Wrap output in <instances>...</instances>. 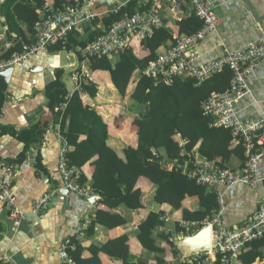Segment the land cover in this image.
Listing matches in <instances>:
<instances>
[{"label": "crops", "instance_id": "1", "mask_svg": "<svg viewBox=\"0 0 264 264\" xmlns=\"http://www.w3.org/2000/svg\"><path fill=\"white\" fill-rule=\"evenodd\" d=\"M124 1L126 0H95L84 7L83 11L98 7L100 10L103 9L100 13L105 14L106 9L112 4ZM213 1L220 23L217 30L207 34L193 49L197 64H204L226 51L241 50L249 42H264V0ZM192 13L193 7L189 2H185L175 12L169 11L165 6L160 9L164 25L171 31L173 38L186 35L185 32H181L180 22L186 26L184 19ZM2 20L0 18V21ZM0 38L3 46L11 43L6 39V26L2 23ZM139 40L134 38L132 45L142 56L146 50L145 47H140ZM172 43L174 44L172 39L164 42L157 51L164 52ZM49 47L13 66L8 92L3 91L5 100L0 111V161L12 165L9 180L16 206L23 211L25 218L15 226L6 205L0 201V259L7 256L12 262L9 264H64L59 257V250L66 241L74 239L82 246L79 252L82 264H121L116 250L106 242L127 234L129 252L135 260L138 258L151 260L153 257L141 247L136 238L138 224L151 210L165 209L167 217L170 213L163 205L160 206L154 201L156 184L152 178L141 176L136 183L142 192L143 206L131 209L121 204L112 209L109 225L96 222L91 230H87V226L96 216L97 209L109 208L100 202L99 195L92 199L71 191L61 190L58 193V190L63 188L58 171L61 141L46 132L41 144L32 145L26 150L25 143L18 135L9 133L12 129L28 128L43 119L51 120V114L43 108L47 103L44 94L46 84L55 79L57 70H63L62 80L68 94L71 95L80 87L77 82L80 80L76 74V71H79L80 79L87 78L97 86L95 97H90L86 93H82L81 97L84 103L97 109L109 122L108 145L116 150L118 156L124 158L123 149L126 146L134 147L138 143L141 122L136 118L141 116V111L130 96L134 81L129 83L127 95L121 100V96L111 85L109 74L92 71L88 62L80 58L77 54V48L80 46L57 51L50 50ZM136 74L134 72V76ZM248 84L251 92L236 103L238 115L245 122L264 118V58L248 75ZM52 127L59 130L60 124L55 122L49 128ZM80 137L82 139L84 136ZM198 141L199 134L195 132L190 139L189 147L192 148ZM23 153L24 157L21 158ZM37 155L39 162L36 159ZM193 155L196 162L202 164L200 168L204 174L207 170L209 172L211 165L218 162H224L226 167L236 169L240 168L244 161V156L236 149L219 147L216 144L210 146L207 156L195 151ZM72 167L79 170L86 180L93 172V166L89 162L79 168L77 165ZM174 171H178V168ZM183 172L181 170L182 174L185 173ZM0 175H3L1 168ZM256 176L261 179L253 186L244 184H234L229 188L216 186L215 191L224 202L221 215L223 226L241 225L264 202V154L257 163ZM49 191H52L49 200L35 211L33 202ZM174 191L184 198V210L199 213L204 211L200 207L199 195L195 189L178 187V191L175 189ZM36 212L40 213L37 219L33 217ZM172 221L170 219V222ZM84 223L86 226L83 227ZM155 232H167V227H159ZM212 257L215 256L210 258Z\"/></svg>", "mask_w": 264, "mask_h": 264}, {"label": "trees", "instance_id": "2", "mask_svg": "<svg viewBox=\"0 0 264 264\" xmlns=\"http://www.w3.org/2000/svg\"><path fill=\"white\" fill-rule=\"evenodd\" d=\"M71 2L73 0H3L0 2V18L3 19L0 23L6 26V39L11 41L10 47L5 50L3 56L6 57L14 50H19L23 43L29 44L34 41L33 26L39 18V11L43 12L45 9L57 8L63 3ZM142 8L144 6L136 0L126 2L116 12L111 7L107 8L105 14L100 13L103 9L96 7L93 10L99 13L98 16L90 22L83 23L82 32L74 29L64 40H54L49 48L57 51L85 45L106 31L124 14H131ZM184 20L186 26L180 22L181 32H185L186 35L195 32L202 25V20L196 15L194 9L193 13ZM144 39L147 41L145 42ZM171 39L175 38L163 24L150 36L139 40L140 47H145L146 50L142 56L134 50L132 40L123 51L118 53L92 55L84 59L92 71L109 74L111 85L121 96V100L127 95L129 83L134 81L130 96L133 103L140 107L141 116L136 119L141 123L138 129V143L134 147L126 146L123 149L124 158L118 156L116 150L107 143L110 135L109 122L97 109L83 102L82 93L95 97L98 89L96 84L87 78L80 79L79 71H76V74L80 80L77 81L80 87L71 95L68 94L62 80L63 70H57L55 79L46 84L44 94L47 97V103L43 108L51 114V120L43 119L28 128L9 131L11 135L17 134L28 150L32 145L41 144L47 128L58 122L59 132L66 141L65 155L68 165L71 167L77 165L79 168L87 162L91 163L93 166L91 176L86 180L80 173V182L89 185L93 192L99 195L100 202L109 209H97L96 216L87 226V230H91L96 222L105 226L109 225L112 209L121 204L131 209L143 206L142 192L136 183L141 176L152 178L156 184L153 199L170 211L168 219L164 218L165 209L160 208L149 211L138 224L136 238L141 247L153 257L151 260L146 261L140 258L135 260L129 252L127 234L109 239L106 243L116 250L121 264H174L178 250L172 237L177 233L183 235L192 233L183 230L180 221L200 222L216 210L218 204L215 191L197 184L195 178H189L186 173H181L183 166L188 163L190 169L202 166L194 159V151L207 156L210 146L216 144L219 147L234 148L239 154L244 155L240 139L233 137L228 127L211 126L210 118L203 114L201 108L202 101L213 91H221L228 87L231 72L227 67L205 78L200 85H196L187 75L174 78L170 85H165L160 80L154 85L151 79L143 75L145 66L162 53L157 51L159 47ZM134 72L137 73L136 76ZM4 100L5 93L0 87V111ZM195 132L199 134V141L191 148L189 147L190 139ZM81 135L84 136L82 139ZM156 154L162 158V161L155 160ZM23 157L24 153L21 155V158ZM36 159L39 162V155ZM215 164L225 166L224 162ZM177 168L178 171H174ZM178 187L195 189L199 195L200 207L204 211L199 213L184 210V198L174 191V189L178 191ZM170 219L173 221L170 222ZM162 226L167 227V232H155ZM71 244L66 248L67 252L77 264H82L79 257L82 246L74 239ZM207 257L205 256L202 264H222L219 254H216L213 259H207ZM260 262L264 264V236L250 241L232 259V264H259ZM0 264L9 263L0 259Z\"/></svg>", "mask_w": 264, "mask_h": 264}, {"label": "built area", "instance_id": "3", "mask_svg": "<svg viewBox=\"0 0 264 264\" xmlns=\"http://www.w3.org/2000/svg\"><path fill=\"white\" fill-rule=\"evenodd\" d=\"M3 0H0L2 2ZM95 0H73L57 8L39 11L38 20L33 26L34 41L23 43L19 50H14L8 56H3L5 50L11 43H1L0 38V71L7 67L21 64L30 56L40 50L49 47L56 39L64 40L69 32L76 29L82 32V24L92 21L99 13L93 9L84 10ZM130 0L112 4L111 8L116 12L122 5ZM144 8L136 10L131 14H124L111 26L85 45L77 48V54L82 59L92 55L115 54L123 51L134 38H146L152 32L164 24L160 15V9L165 6L169 11L179 10L185 2H189L196 15L202 20V25L189 35L178 36L174 44L164 52L160 53L154 60L150 61L143 70V75L151 79L155 85L162 81L170 85L174 78L187 75L194 80L196 85L227 67L230 72L228 87L221 91H213L207 99L201 103L203 114L210 118L212 126H224L230 129L231 135L239 138L244 148V161L240 168L231 169L211 165L209 172L204 174L201 168L190 169L189 163L183 166L184 172L189 178H195L197 184L216 190L221 185L229 188L234 184L256 185L261 178L256 176V167L264 154V118L242 121L236 109V103L243 96L251 92L248 84V75L252 69L264 58V42H249L243 49L226 51L219 57L211 59L204 64L196 63V55L193 49L210 32L217 30L220 17L215 12L213 0H136ZM79 15V16H78ZM46 132L54 135L61 141L59 151L58 171L62 181V187L75 192L84 198L95 199L96 193L87 184L80 182V171L69 166L66 158V141L59 130L47 128ZM156 157L158 155L156 154ZM3 175H0V201L7 209L10 219L18 226L25 218V214L15 203L9 176L12 174L11 163L0 161ZM5 175V176H4ZM264 177V176H263ZM216 193V191H215ZM217 194V208L212 211L211 216L200 222L180 221V226L186 232H195L197 229L208 225L210 227L211 250L199 252L186 258L187 264H202L205 256L210 258L219 254L222 264H232L240 250L246 247L250 241L260 239L264 236V202L255 209L247 219L239 226L225 227L221 221L224 210L222 197ZM52 191L45 193L40 199L33 202L35 211L45 204ZM164 218H168L164 216ZM86 223L83 224V227ZM190 234V233H189ZM71 241H66L59 250V257L64 264H77L74 258L67 252L66 248L71 246ZM213 258V257H212ZM7 263L11 260L4 256Z\"/></svg>", "mask_w": 264, "mask_h": 264}, {"label": "water", "instance_id": "4", "mask_svg": "<svg viewBox=\"0 0 264 264\" xmlns=\"http://www.w3.org/2000/svg\"><path fill=\"white\" fill-rule=\"evenodd\" d=\"M146 42L147 40L144 39ZM13 72V67H7L0 71V87L3 91L8 92V84ZM156 161H162L161 157H156ZM64 189V190H63ZM69 191L65 188L59 189V191ZM40 216L39 212L33 214L36 219ZM173 243L178 250L177 260L174 264L185 263L186 258L199 252H209L211 250V236L210 227L208 225L197 229L195 232L190 234H177L172 237Z\"/></svg>", "mask_w": 264, "mask_h": 264}, {"label": "rangeland", "instance_id": "5", "mask_svg": "<svg viewBox=\"0 0 264 264\" xmlns=\"http://www.w3.org/2000/svg\"><path fill=\"white\" fill-rule=\"evenodd\" d=\"M206 99H207V98H206ZM203 101H204V100H203ZM203 101H202V102H203ZM209 124H210V122H209ZM210 125H211V124H210ZM211 126H212V125H211ZM218 166H219V165H218ZM220 167H221V166H220ZM224 167H226V166H224Z\"/></svg>", "mask_w": 264, "mask_h": 264}]
</instances>
